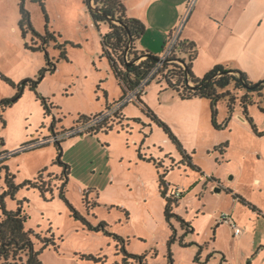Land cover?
<instances>
[{"label":"rangeland","instance_id":"rangeland-1","mask_svg":"<svg viewBox=\"0 0 264 264\" xmlns=\"http://www.w3.org/2000/svg\"><path fill=\"white\" fill-rule=\"evenodd\" d=\"M24 7L33 29L53 39L44 50L31 51L29 47H42V43L29 31L22 36L19 0H0V75L14 84L12 87L0 78V100L12 99L23 81L46 68V52L54 71L44 74L37 92L53 108L45 115L35 94L25 88L3 113L0 153L6 152L8 158L0 164V193L6 190L2 166L14 176L16 185L33 180L46 169L52 174V194L47 193L45 199L38 190L22 188L16 195V200H26L25 229L54 241V246L43 249L40 241L33 240L34 249L41 252L40 262L121 264L120 244L102 230L89 231L60 198V182L53 174L61 177L63 169L54 164V143L37 146L55 133L77 130L80 115L102 116L121 100V88L101 58V36L108 27L93 22L83 0H25ZM145 42L151 48L159 46L157 50L161 47L154 37H146ZM136 46L141 53L140 43ZM63 50L67 59L61 58ZM155 54L159 58L161 50ZM237 93L231 114L226 99L216 105V129L209 101H182L163 81L150 82L142 101L169 128L200 171L179 164L182 157L163 129L132 102L119 111L124 117L121 123L115 119L107 133L62 139L61 161L69 167L65 198L90 226L105 223V230L122 238L129 254L144 256L146 264H167L168 250L173 264H264V249L258 251L264 237V113L260 111L264 102L256 94L250 96L254 103L247 111L256 133L243 121L238 103L243 92ZM217 148L225 152L221 154ZM139 156L155 159L162 167L157 170ZM165 170L170 192L178 189L181 193L173 213L189 223L188 231L175 218L167 222L164 217L158 172ZM43 179H48L46 174ZM216 188L222 191L215 192ZM233 195L261 214L252 217L247 206L237 208ZM16 200L5 199L8 210L16 208ZM223 216L240 229L239 236L234 238L233 229L222 222ZM172 236L175 241L169 246ZM0 264L10 263L0 259Z\"/></svg>","mask_w":264,"mask_h":264},{"label":"trees","instance_id":"trees-1","mask_svg":"<svg viewBox=\"0 0 264 264\" xmlns=\"http://www.w3.org/2000/svg\"><path fill=\"white\" fill-rule=\"evenodd\" d=\"M31 1L37 2L38 0ZM91 1H93V4L90 3ZM24 2L25 0H19L20 19L18 22V27L23 37L29 31L33 37L37 38L42 43V47H29L31 51L37 52L39 50H44L48 40L53 39V36L46 33V35L42 37L33 29L30 22V15L24 7ZM83 2L88 7L89 14L93 22L95 24L106 23L108 27L107 32L101 36V58L107 61L111 73L121 88L122 100L127 93L134 91L136 87H138L139 84L148 76V74L156 66L159 58L149 52L139 53L135 50L134 43L144 35L145 26L141 21L128 17L124 6V0H83ZM129 38L131 39L130 42ZM128 46L130 47L129 51L127 52L128 59H125L126 48ZM139 56L146 57L139 62L132 63V61L137 59ZM196 56L197 52L195 45L191 42L180 40L172 58L168 59L167 62L161 65L156 75L153 77V81L157 80L158 83L163 81L166 84L167 89L175 92L182 101H190L193 99L209 101L212 125L216 129H218V126L215 123L216 105L218 102L222 99H226L227 109L229 114H231L237 102V92H243V95L241 98H239L238 102L243 111V118L251 126L253 131L258 133L252 122V119L248 117L247 109L248 106L253 105L254 103L250 97L252 94H256V97L264 102V86L261 85L256 89L247 90L244 85H253V83L250 82L244 73L236 70H228L222 66H215L202 78H196L191 71L192 64L196 60ZM61 58L67 59L65 50L61 52ZM171 60L182 61L186 63L185 67L188 72V84L186 82L185 70L179 64L172 62ZM45 63L46 68H43L38 73L37 77L33 79H26L21 83V85L18 86L17 93L12 99L0 100V125L4 126L5 124L2 116L5 110L11 107L18 100V98L23 94L25 88H29V91L35 94L36 100L40 101L43 110L46 112L45 115L49 114V111L51 108H53V106L50 105L46 98L42 97L37 92V85L42 80L44 74L46 72L52 73L54 71V65L49 60L46 52ZM0 78L7 84L14 87L12 81H10L4 75H0ZM142 96H144V93L137 97L135 104L139 106L142 112L146 114L154 123H156L158 127L163 129L164 133L175 145L177 151L182 157L179 164H185L192 170L199 172V168L192 164L191 158L186 154L180 142L172 134L169 128L147 108V106L142 101ZM123 107H121L119 111L122 110ZM119 111L114 113L111 118L107 117L101 122L90 127L88 130L71 137L80 135H95L100 132L107 133L108 131L112 130L115 119H117L119 123H121V121L124 119L123 115ZM260 111L264 113V107L260 108ZM96 117L98 116L80 115L75 125H84ZM133 121L139 122L137 119H133ZM259 136L262 135L259 134ZM61 143L62 140L54 143L57 151V158L54 164H57L59 167H61L63 171L61 177L53 174V178L55 181L60 182V198L63 200L70 212L74 215V218L81 220V222L86 225L89 231L99 232L102 230L106 235L111 236L116 242H118L117 244H120L122 248L121 251L123 252L121 264H146L144 256L129 254L124 248V240L106 231L105 223H101L96 228L90 226L86 220L74 210L72 205L65 198L64 191L67 186L69 167L61 161ZM218 150L221 154L225 152L222 149ZM0 155H6V153H0ZM139 158L142 159L143 157L141 158L139 156ZM6 159L7 158L2 159L0 164H2ZM146 161L152 162L157 170L162 167V164L155 159H147ZM1 169H4L6 174L4 180L6 190L3 193H0V259H3L5 263L10 264H42L39 260V255L41 252H38L34 249L33 240L36 239L40 241L44 245L43 249L49 245L54 246V241L52 238L42 237L33 230L25 229L24 225L27 220V216L24 212L23 204L26 202V200H16V195L22 188L27 190L35 189L38 190L43 198L46 199L47 193L52 194V185H50L49 182L52 174L47 173V170L44 169L40 171L33 180H27L20 185H16L14 183V176L9 172L8 168L6 166H2ZM44 174H46L48 178L47 180L43 179ZM166 174L167 170H165L163 173L158 172L159 192L165 201L164 217L167 222L175 218L181 224V227L188 231L190 228L189 223H186L183 219L173 213V207L177 206V202L180 197L176 198L173 195V191L170 192V185L165 181ZM228 193L232 194L230 190H228ZM6 198H9L13 201L16 200V208L14 210L7 209L5 201ZM233 199L237 200L242 205L247 206L257 215L261 214L258 210H256L239 196L233 195ZM174 241L175 237L172 236L168 241V245L170 246ZM89 259L94 262L101 261L100 259L94 257H90ZM167 260V264H173V257L170 250H168L167 253Z\"/></svg>","mask_w":264,"mask_h":264},{"label":"crops","instance_id":"crops-1","mask_svg":"<svg viewBox=\"0 0 264 264\" xmlns=\"http://www.w3.org/2000/svg\"><path fill=\"white\" fill-rule=\"evenodd\" d=\"M187 2L124 0L128 17L141 21L145 26L144 35L136 41L143 53L156 56L155 53L162 51L168 36L179 24ZM148 36L158 40L160 49L144 43ZM179 38L195 45L197 56L191 71L196 78H202L215 66H222L242 71L252 83L264 79V0H196ZM136 42L134 47L139 52ZM239 204L237 201V208ZM252 214V217L256 216L254 212ZM258 247V251L264 249V237Z\"/></svg>","mask_w":264,"mask_h":264},{"label":"built area","instance_id":"built-area-1","mask_svg":"<svg viewBox=\"0 0 264 264\" xmlns=\"http://www.w3.org/2000/svg\"><path fill=\"white\" fill-rule=\"evenodd\" d=\"M91 4H93V1L90 2ZM196 3V0H188L187 5H186V9L185 12L182 16V18L180 19V22L177 26L176 29H174L172 31V33L168 36L167 40L165 41L161 54L159 56V59L156 63V66L152 69V71L148 74V76L139 84L138 87H136V89L132 92H129L126 94V96L120 100L117 104L113 105L109 110H107V112L102 115V116H98L94 119H92V121H89L88 123L84 124V125H80L79 128L77 130H72L70 132H66V133H62V134H53L47 141H44L45 143H40L39 145H44L46 144V142L48 143H55L57 141H61L64 137H69L70 135H78L80 133H82L83 131L88 130L90 127L94 126L95 124L101 122L102 120H104L107 117H111L114 113L118 112L119 109L125 105H128L129 103L132 102H136L137 101V97L142 95L145 91L146 86L148 85V83L153 81V77L156 75L158 69L161 67V65L163 63H165V61H168V59L172 58L174 51L176 50V47L180 41V32L187 20V18L189 17L194 5ZM93 6V5H92ZM174 62V61H172ZM177 64H179L183 69L184 67L181 65V61L177 62L175 61ZM3 155H0V160L4 159L7 157V155H5V157L2 158ZM174 197H180L181 193L175 189V191L173 192ZM226 216H223L222 218V222H227L230 227L233 229V236L236 237L240 234V229H238L235 224L228 218L227 221H225Z\"/></svg>","mask_w":264,"mask_h":264},{"label":"water","instance_id":"water-1","mask_svg":"<svg viewBox=\"0 0 264 264\" xmlns=\"http://www.w3.org/2000/svg\"><path fill=\"white\" fill-rule=\"evenodd\" d=\"M92 10H94V9H92ZM130 38H129V42H130ZM129 46L126 48V53H125V59H128L127 57V52L129 51ZM142 57H146V56H139L137 59H135L134 61H132V63H135V62H137L140 58H142ZM171 61H176V60H171ZM165 62H167V61H165ZM177 62H179V61H177ZM181 63V65L184 67V70H185V75H186V82H187V84H188V72H187V69H186V63L185 62H180ZM241 79V78H240ZM242 80V79H241ZM244 83V82H243ZM245 84V83H244ZM264 84V81H260V82H258V83H256V84H253V85H244V87L247 89V90H253V89H256L257 87H259V86H261V85H263ZM83 135H80V137H82ZM215 192H220L221 191V189L220 188H216L215 190H214Z\"/></svg>","mask_w":264,"mask_h":264}]
</instances>
